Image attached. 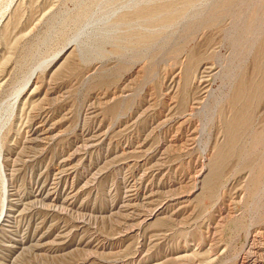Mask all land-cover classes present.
<instances>
[{"label": "rangeland", "instance_id": "1", "mask_svg": "<svg viewBox=\"0 0 264 264\" xmlns=\"http://www.w3.org/2000/svg\"><path fill=\"white\" fill-rule=\"evenodd\" d=\"M133 1L0 0V264H264V0Z\"/></svg>", "mask_w": 264, "mask_h": 264}, {"label": "bare ground", "instance_id": "2", "mask_svg": "<svg viewBox=\"0 0 264 264\" xmlns=\"http://www.w3.org/2000/svg\"><path fill=\"white\" fill-rule=\"evenodd\" d=\"M134 3L132 4V6H130V9L131 10H133V13H129L128 14V12H127V14L125 15V14H123V15H121L123 18V20L124 19H126L125 17H127V19L129 20L130 19V16H132V14H140V12L141 11H144L143 13L145 14V18H144V20H140V21H142V23H140L139 22V24L141 25H144V23L146 24V27H148L149 25H148V23H152V22H154L155 23V21L156 20H158L159 21V24H160V26H164V23L166 24V22H168V25L171 23V20L173 21V19L177 16V17H183V15H184V17L186 18V14H188L187 12H184V9H181V6H179L178 4H180V3H182V4H184L183 2H186V0H143V1H137V0H134L133 1ZM160 4H166V6H164V8H163V6H160ZM248 4V3H247ZM143 5V6H142ZM186 6H187V8L186 9H191V8H196L195 6H196V4L195 5H192V4H190V3H187L186 4ZM85 8V7H84ZM127 8V7H126ZM263 8V7H262ZM128 10H130L129 9V7L127 8ZM194 9H191V10H194ZM80 10H82V9H80ZM188 10V11H189ZM83 12V11H82ZM139 12V13H138ZM190 12V11H189ZM120 16V17H121ZM138 16V15H137ZM76 17H77V14H76ZM119 17V19H121ZM129 17V18H128ZM183 17V18H184ZM79 18V17H78ZM141 18V17H140ZM116 19H118V18H116ZM118 19V20H119ZM121 19V20H122ZM139 19V18H138ZM177 19V18H176ZM128 20H127V22H128ZM131 21H139V20H131L130 19V22ZM117 22V21H116ZM127 22H125V23H127ZM162 22H164V23H162ZM120 23H122L121 21H120ZM119 23V24H120ZM153 23V24H154ZM122 24H124V23H122ZM131 24V23H130ZM137 25H138V22H137ZM250 26V25H249ZM255 26V25H254ZM142 27V26H141ZM146 27H144V30H148ZM156 27V26H155ZM165 27H167V25L165 26ZM253 27V26H252ZM138 28H139V26H138ZM146 28V29H145ZM149 28H151V27H149ZM154 28V27H153ZM161 28V27H160ZM164 29V28H163ZM139 30H140V28H139ZM142 30V29H141ZM151 30H153V29H151ZM155 30H159V28L158 29H155L154 28V30L153 31H155ZM161 30H162V28H161ZM129 31V30H128ZM136 31H137V28H136ZM149 31H150V29H149ZM145 32V31H144ZM152 33V32H151ZM126 34H127V32H126ZM130 34V33H129ZM154 34V33H153ZM128 35V34H127ZM137 35V34H136ZM147 35V34H146ZM129 36V35H128ZM152 36V35H151ZM132 40H133V38L132 37H130ZM135 38V37H134ZM147 38V37H146ZM124 39H126V38H124ZM128 40H129V38H127ZM145 39V38H144ZM118 40H120V39H118ZM146 40V39H145ZM149 41H151L152 40V38L149 36V39H148ZM154 40V39H153ZM152 40V41H153ZM123 42V41H122ZM143 42V41H142ZM141 43V42H140ZM149 43V42H148ZM148 43H147V45H148ZM239 43V42H238ZM149 44H151V43H149ZM144 45H146V44H144ZM243 84H244V86H246V85H248V84H246L244 81H243ZM246 84V85H245ZM249 88L250 89H252L249 93H246V97H248L250 100H251V102H254V101H256V100H258V98H259V96H260V94H261V90H260V86H259V84L258 83H256V82H252L251 83V85H249ZM243 90V89H242ZM243 92V91H242ZM248 92V91H247ZM242 95L241 96H245L244 94V92L243 93H241ZM252 104V103H251ZM245 115V114H244ZM242 118V117H241ZM244 118V117H243ZM238 120V119H237ZM242 124H243V122H242ZM237 125H239L238 124V122L236 123V121H232V123H230L229 125H228V127H227V135L229 136V147H230V149L232 148V142H233V140H234V136H236L237 135V132H238V128H236V126ZM237 146V145H236ZM234 148V147H233ZM232 148V149H233ZM1 167V166H0ZM3 189V188H2ZM2 193V192H1ZM5 203V202H4ZM4 203H3V208H4ZM6 205V204H5ZM2 210H5V209H2ZM8 210V209H7ZM5 212L4 211H2V214H4ZM1 214V215H2ZM3 217V216H2Z\"/></svg>", "mask_w": 264, "mask_h": 264}]
</instances>
